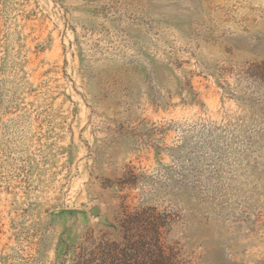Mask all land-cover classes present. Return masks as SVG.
<instances>
[{
	"label": "rangeland",
	"instance_id": "obj_1",
	"mask_svg": "<svg viewBox=\"0 0 264 264\" xmlns=\"http://www.w3.org/2000/svg\"><path fill=\"white\" fill-rule=\"evenodd\" d=\"M263 61L264 0H0V264H76L125 206L172 264H264Z\"/></svg>",
	"mask_w": 264,
	"mask_h": 264
},
{
	"label": "trees",
	"instance_id": "obj_2",
	"mask_svg": "<svg viewBox=\"0 0 264 264\" xmlns=\"http://www.w3.org/2000/svg\"><path fill=\"white\" fill-rule=\"evenodd\" d=\"M264 81V61L261 63ZM147 210L125 206L119 221L122 241H93L78 253L76 264H172L162 243L164 224ZM155 211V210H152Z\"/></svg>",
	"mask_w": 264,
	"mask_h": 264
},
{
	"label": "water",
	"instance_id": "obj_3",
	"mask_svg": "<svg viewBox=\"0 0 264 264\" xmlns=\"http://www.w3.org/2000/svg\"><path fill=\"white\" fill-rule=\"evenodd\" d=\"M93 212H94V214H97L98 210H97V209H95Z\"/></svg>",
	"mask_w": 264,
	"mask_h": 264
}]
</instances>
